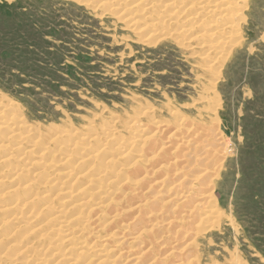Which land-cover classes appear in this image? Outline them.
<instances>
[{
  "label": "rangeland",
  "instance_id": "1",
  "mask_svg": "<svg viewBox=\"0 0 264 264\" xmlns=\"http://www.w3.org/2000/svg\"><path fill=\"white\" fill-rule=\"evenodd\" d=\"M211 1L0 0V264H264V0Z\"/></svg>",
  "mask_w": 264,
  "mask_h": 264
},
{
  "label": "bare ground",
  "instance_id": "2",
  "mask_svg": "<svg viewBox=\"0 0 264 264\" xmlns=\"http://www.w3.org/2000/svg\"><path fill=\"white\" fill-rule=\"evenodd\" d=\"M142 1H144L145 2V0H142ZM200 3L201 4H203L202 6H203V8H201V6H200V8H199V10L200 11H202V9H203V15L206 17V19H208L209 17H212L213 16V14H214V10H210L209 12L207 11L206 13H205V10H207V9H210V8H212L213 6H214V2L213 1H211V0H200V2H198L197 4H199L200 5ZM146 5H148V4H151L152 6H153V3L152 2H150V1H147L146 3H145ZM231 1L230 0H221V2H220V7H219V11H222L221 12V14L220 15H222L221 17H225L226 15H228V12H229V9L231 8ZM143 9V8H142ZM146 9V8H145ZM148 9V8H147ZM146 11V10H145ZM199 14V13H198ZM199 16V15H198ZM232 17H234V15H230V18H232ZM194 18H197V16L196 17H194ZM191 19H193V18H191ZM231 28H233V26H227L226 27V30H224L221 34H225L226 33V31H228V30H230ZM218 35V34H217ZM65 132V131H64ZM56 133V132H55ZM58 136H60V135H58ZM40 137V136H39ZM56 138H58V137H56ZM55 138V139H56ZM55 139H53V140H55ZM202 139V138H201ZM190 140V139H189ZM188 140V141H189ZM194 140V139H193ZM56 141V140H55ZM185 141H187V140H185ZM183 142V141H182ZM191 142V141H190ZM200 142H202V141H200ZM199 143V142H198ZM203 143V142H202ZM185 144H189L188 142H186ZM184 144V146L186 147V145ZM192 144V143H191ZM197 144V143H196ZM195 144V145H196ZM203 144H205V143H203ZM189 153V152H188ZM190 155H192V154H190ZM186 156V155H185ZM191 158H192V156H191ZM203 158V157H202ZM202 158H200V159H202ZM209 158V157H208ZM189 159H190V157H189ZM187 161V160H186ZM202 161V160H201ZM199 162V161H198ZM203 162V161H202ZM204 163H205V161H204ZM37 165V164H36ZM44 167V166H43ZM40 174V173H39ZM62 176H64V177H69V173H62L61 174ZM39 177V176H38ZM206 196L207 195H205V197L203 196V199L201 198V199H199L200 200V204L201 205H204V203L206 202L207 203V201H206ZM208 198V197H207ZM183 199V198H182ZM66 202V201H65ZM68 202V201H67ZM82 205V203L81 204H77V208H79L78 206H81ZM75 206V205H74ZM72 207V208H75V207ZM76 208V209H77ZM135 208V207H134ZM134 208L132 209V210H134ZM138 208V207H137ZM80 209H81V207H80ZM74 210V209H73ZM65 231H68V230H65ZM76 232H77V230H76ZM69 233V232H68ZM67 233V234H68ZM73 233H75V231L73 232ZM66 236V235H65ZM74 236V235H73ZM72 236V233L69 235V240L70 239H73L74 237ZM67 238V237H66ZM66 238H65V240H66ZM65 240H64V243H65ZM68 240V239H67ZM69 240H68V244L70 243L69 242ZM67 243V242H66ZM143 254V253H142ZM135 263V262H134ZM98 264V263H97Z\"/></svg>",
  "mask_w": 264,
  "mask_h": 264
}]
</instances>
